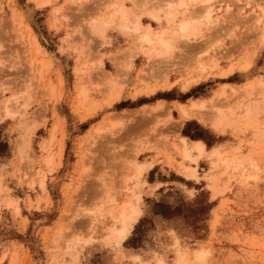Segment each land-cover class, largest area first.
Here are the masks:
<instances>
[{
    "label": "rangeland",
    "instance_id": "obj_1",
    "mask_svg": "<svg viewBox=\"0 0 264 264\" xmlns=\"http://www.w3.org/2000/svg\"><path fill=\"white\" fill-rule=\"evenodd\" d=\"M45 1L0 0V264H264V0Z\"/></svg>",
    "mask_w": 264,
    "mask_h": 264
},
{
    "label": "bare ground",
    "instance_id": "obj_2",
    "mask_svg": "<svg viewBox=\"0 0 264 264\" xmlns=\"http://www.w3.org/2000/svg\"><path fill=\"white\" fill-rule=\"evenodd\" d=\"M210 1H212V0H207V2H210ZM46 3H49L48 0L45 1V2H43V3H41V5L39 4V6H44V5H46ZM112 4H114V3H112ZM207 7H210V6H207ZM116 12L119 14V17L122 18V20L124 22H128L129 15L127 16V12L125 11V9L123 7L121 8V6H119V10L116 11ZM138 22L137 21L135 23L131 22L132 24L131 23L130 24L131 25L134 24L133 26H137V29L140 30L141 24L138 23ZM128 24L127 25L125 24V26H128ZM189 24L190 23H184V25L182 26V28H187L188 29L189 26H190ZM141 29H143V28H141ZM146 29L148 31H150V27H146ZM142 39H143L142 41L140 40L141 41L140 42L141 44H144L145 41L150 42V38H149V35L148 34L145 35L144 37H142ZM158 41H159V44H160V46H159L160 48L161 47H166V48L168 47V42L165 40L164 36L158 38ZM248 66H245L243 69L244 70H247L249 68ZM231 72H232V67H230V68L228 67V69L225 72L222 71V75L220 77H223V76L225 77L226 75L231 74ZM160 87H162V88H165L166 87L167 88V87H170V85H168L167 83L165 85H161V86L157 85L153 89H150V91L148 90L147 93L148 94H150V93L152 94V93H154ZM187 87H188V85L185 86V88H187ZM221 95H223L222 90L219 93H215L214 95H212V97L207 98V99H203V100H190L189 101V104H186V105H183V104H179L178 105L177 104L178 105V108H179V112H180V119H181V122H179L178 124L181 126L182 122H184V121L191 120V119H197L198 121H200L203 124L210 123L214 128L220 127V125L222 124V122H223V120L225 118L224 117V115H225L224 112H222L224 115H222V113L220 112V110L222 108L220 110H218L219 113H218V111H216L217 114L215 113L216 115H213L215 117H211L209 114H207L205 112V109L208 110L209 108H215V105H216V103H215L216 101L215 100H217V98H219L218 96H221ZM118 98L119 97H117L116 99H118ZM144 109L146 110V107H143L140 111H142V113H143V110ZM154 109L155 110H163L164 112H168V113H169V110H170L169 107H168V105L165 104V103H163V102L162 103H158L154 107ZM95 130H96V128H95ZM97 130H98V127H97ZM90 132H92L91 129H90ZM182 143H183V148L185 150V151H183L184 157L187 158V159L193 160L192 159V155H191V151L187 150V148H186L187 147L186 140H182ZM195 150L198 152L199 155H203L204 154V147H203V145L201 143H197L196 144ZM143 172H145V165H142V164L141 165H138L137 166V174H138L139 178H140V176L142 175ZM135 199H136L137 202L140 200L139 197H137ZM139 202H141V201H139ZM128 204H129V202H128ZM139 216H140V210L138 208L137 203H135V202L132 203L131 202V204H129V205H127V204H126V206L124 205L123 209L121 210L120 214L118 215L117 221L115 220L116 223L117 222L119 223L120 228L118 227V229H116V230H114V228H113V232H114V234L116 236V241H117L118 244L121 243V241L123 240V238H125V236H127L129 234L130 229L132 228L133 223L137 220V218Z\"/></svg>",
    "mask_w": 264,
    "mask_h": 264
},
{
    "label": "trees",
    "instance_id": "obj_3",
    "mask_svg": "<svg viewBox=\"0 0 264 264\" xmlns=\"http://www.w3.org/2000/svg\"><path fill=\"white\" fill-rule=\"evenodd\" d=\"M184 97H185V100H187V99L193 97L192 92L186 94ZM156 99L171 100V99H173V98H170V97H169V94H164V95H160V94H158V95L156 96ZM144 103H145V102H141V104H144ZM123 108H125V106H124ZM189 126H190V125H189ZM189 126L183 130V135L186 136V137H189L191 140H202V141H203L204 139H203V137H202V135H201V131H199V130H198L199 132H198L196 135H189V133L187 132ZM207 147L210 148V144H208ZM155 207H156V208L163 207V204H162V203H157V204L155 205ZM191 211H192V213H195V212H197L198 210H197L196 208H192ZM155 214H156V215H159V214L164 215L165 213H159V212H157V213H155Z\"/></svg>",
    "mask_w": 264,
    "mask_h": 264
},
{
    "label": "crops",
    "instance_id": "obj_4",
    "mask_svg": "<svg viewBox=\"0 0 264 264\" xmlns=\"http://www.w3.org/2000/svg\"><path fill=\"white\" fill-rule=\"evenodd\" d=\"M163 93H165V92H163ZM146 98V97H145ZM157 101H159V102H163V101H165V102H167V103H174V102H180L179 100H175L174 98L173 99H171V100H165V99H158ZM157 101H155L154 103H156ZM158 103V102H157ZM153 104V103H152ZM176 104H178L179 105V103H176ZM146 105V104H145ZM148 105H150V104H148ZM173 111V110H172ZM173 113H174V111L172 112V115H173ZM186 124V123H185ZM185 124H183L182 126H181V128H179V136H182V134H181V131H182V129H183V127H184V125ZM183 139H185L186 140V142H188L189 144H191V145H195V147H196V144L197 143H201L202 145H203V147H204V152H208V149H207V147H206V145L202 142V141H191V140H189V138H183ZM195 147H194V149H195ZM177 162H179V161H177ZM171 163H172V161H171ZM173 166L171 167L170 165H168L167 163H163V164H160V163H158L157 164V166H163V167H165V168H175L174 166H175V164H172ZM168 168V169H169ZM147 176H148V174L145 176V178H147ZM157 182H160V181H157ZM157 182H153V183H157ZM160 183H162V182H160ZM164 184V183H163ZM156 190H158V189H156ZM4 243V242H3ZM5 244V243H4ZM10 245V247L12 246L11 244H9ZM2 247L0 246V255L2 254ZM9 250H11V248H9Z\"/></svg>",
    "mask_w": 264,
    "mask_h": 264
}]
</instances>
